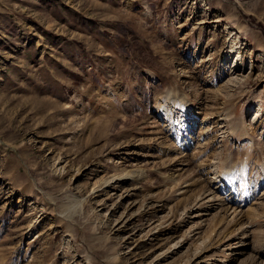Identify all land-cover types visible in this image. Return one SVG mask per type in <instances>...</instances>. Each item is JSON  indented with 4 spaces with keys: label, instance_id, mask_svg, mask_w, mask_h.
<instances>
[{
    "label": "rangeland",
    "instance_id": "obj_1",
    "mask_svg": "<svg viewBox=\"0 0 264 264\" xmlns=\"http://www.w3.org/2000/svg\"><path fill=\"white\" fill-rule=\"evenodd\" d=\"M0 264H264V0H0Z\"/></svg>",
    "mask_w": 264,
    "mask_h": 264
},
{
    "label": "bare ground",
    "instance_id": "obj_2",
    "mask_svg": "<svg viewBox=\"0 0 264 264\" xmlns=\"http://www.w3.org/2000/svg\"><path fill=\"white\" fill-rule=\"evenodd\" d=\"M233 63V62H232ZM237 63V64H236ZM231 65H233V64H231ZM230 65V66H231ZM235 66L234 67H236V71H237V69H240L239 68V64H238V61H235V64H234ZM228 67V66H227ZM234 72H235V70H234ZM233 72V73H234ZM232 84H238V82L237 81H232ZM166 97H171L170 99L174 102V103H178L179 105H181V108L183 109V111H184V116L186 117V119H187V121L189 120H192V121H194V124H196V122H195V120L197 119V118H195L194 116H196L194 113H193V110H192V108H193V104H189L188 103V101H186V99H185V97L183 96V98L182 99H180V98H178V97H176V96H169V95H167ZM176 100L178 101V102H176ZM183 103H185V104H183ZM184 105V106H183ZM258 111H256L255 112V114L253 115L254 116V118H253V121H252V123H254V124H256V122L258 123L259 122V120H258ZM165 116H168L167 114L165 115ZM169 120V119H168ZM239 129H242L241 128V126H240V128ZM242 131V130H241ZM160 146V145H159ZM235 163H233V165H234ZM229 168V167H228ZM230 170L228 169L227 171H225V172H227L226 174H231V172H229ZM126 176H129V177H132V173H128V174H126ZM136 176H138V175H136ZM135 177V176H134ZM142 177V176H141ZM222 177H223V181H224V183H226V182H228V183H231V181H234L233 180V178H228V177H226L225 175H222ZM233 177H234V175H233ZM235 178V177H234ZM235 189H236V187H235V185H231V191L232 190H234L235 191ZM236 193H239V191L238 192H236Z\"/></svg>",
    "mask_w": 264,
    "mask_h": 264
}]
</instances>
